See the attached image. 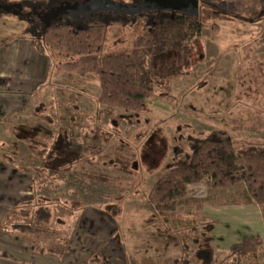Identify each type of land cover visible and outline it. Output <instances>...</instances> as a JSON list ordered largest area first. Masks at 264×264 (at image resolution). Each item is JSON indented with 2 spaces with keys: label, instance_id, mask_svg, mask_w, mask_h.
I'll use <instances>...</instances> for the list:
<instances>
[{
  "label": "rangeland",
  "instance_id": "374dc122",
  "mask_svg": "<svg viewBox=\"0 0 264 264\" xmlns=\"http://www.w3.org/2000/svg\"><path fill=\"white\" fill-rule=\"evenodd\" d=\"M20 3H0V15L9 14L10 23L19 27L17 35L30 23L42 28L68 18L103 19L109 24L106 53L132 47L141 30L140 22L133 21L140 14L148 13V22H156L164 10L195 15L201 9L217 12L219 19L208 23L191 54L178 46L153 52L160 64L165 61L179 74L164 77L144 112L99 106L101 91L95 76L58 73L54 66L56 79L45 85L25 112L7 119L0 115V163L25 172L33 189L30 199L44 200L54 208L50 229L14 237L28 239L37 249L61 253L75 225L73 213L98 206L122 219L120 239L130 264H148L146 258L153 261V240L161 253L170 233L176 234L169 241L171 255L178 253L179 244L194 250L193 238L204 245L210 228L199 209L208 200L211 186L205 181L188 184L161 203L151 202L149 193L173 162L175 149H186L191 136L224 130L238 149L250 143L264 145L262 0H85L38 15L23 11ZM55 142L61 145L60 156L48 168L37 153ZM200 221L205 222L201 232L190 230ZM153 232L155 238L150 236ZM226 255L218 253L219 260Z\"/></svg>",
  "mask_w": 264,
  "mask_h": 264
},
{
  "label": "trees",
  "instance_id": "16d2710c",
  "mask_svg": "<svg viewBox=\"0 0 264 264\" xmlns=\"http://www.w3.org/2000/svg\"><path fill=\"white\" fill-rule=\"evenodd\" d=\"M83 1L21 0L20 5L23 11L38 15L43 11L57 10L65 3L75 5ZM0 3L4 5V2ZM147 14H140L133 21L135 25L140 22L141 30L132 47L110 53L105 52L109 44V24L103 19L92 18L82 22L68 18L65 22L53 21L42 28L30 23L21 36L39 54L51 59L55 71L95 76L101 91L97 98L99 106L141 113L148 109L149 100L164 77L179 74L165 61L160 64L153 52L166 46H178L191 54L194 44L202 40L208 23L219 19L217 12L209 9L199 10L198 15L164 10L158 14L156 22H148ZM215 25L213 23V28L217 27ZM0 115L3 118L2 113ZM60 149L61 145L55 142L38 150L37 154L48 168H52L60 156ZM63 154L70 156L71 152L64 150ZM63 163L68 164L66 161ZM202 181L211 187L244 183L252 202L264 211V145L250 143L238 149L224 130H214L204 137L191 136L187 139L186 149H175L173 162L165 175L153 184L149 199L153 203L167 201L183 186ZM53 221L54 208L44 200L35 199L10 209L2 230L15 236L35 229H50ZM32 249L37 250L35 246ZM49 251L51 255L63 258L68 252V244L61 253ZM195 252L194 257L199 264H251V260H255L253 264H264V260L260 261L264 242L259 236L245 237L233 245L229 255L221 260L216 259L209 240Z\"/></svg>",
  "mask_w": 264,
  "mask_h": 264
},
{
  "label": "crops",
  "instance_id": "0c3cea01",
  "mask_svg": "<svg viewBox=\"0 0 264 264\" xmlns=\"http://www.w3.org/2000/svg\"><path fill=\"white\" fill-rule=\"evenodd\" d=\"M7 1L14 0H0L4 2V6ZM1 16L0 113L3 119H7L11 114L25 112L41 95L45 85L56 78L51 59L39 54L27 39L17 35L19 27L10 23L12 18L8 13ZM30 183L31 179L25 172L0 163V264H130L126 247L123 240L121 241L124 236L122 219L98 206H85L73 213L72 217H76V221L68 237V252L63 258L51 255L44 248L34 250L28 239L16 238L4 232L2 223L10 208L34 201L29 196L33 190ZM209 188L208 200L202 201L205 205L199 209V213L209 221L205 224L210 228L206 240H209L216 259L219 260L218 253L221 251L229 255L231 247L245 237L259 236L264 242V211L250 201L246 184H226ZM239 194L245 196L239 198ZM201 215L198 216L199 219H203ZM204 223L200 221L194 226L191 224L190 230L201 232L199 229ZM175 236L176 234L170 233L168 241H163L161 253L155 248L157 241L152 239L156 251L153 261L156 263L149 258H146V262L162 264L166 260L168 264H192L188 258L191 252L192 260L199 264L194 254L202 243L193 238L192 241L197 245L194 250L187 244H179L178 253L171 255L169 241ZM178 239L180 241L181 238L178 236ZM158 242L161 243L162 239L158 238ZM162 254H165L163 261Z\"/></svg>",
  "mask_w": 264,
  "mask_h": 264
}]
</instances>
